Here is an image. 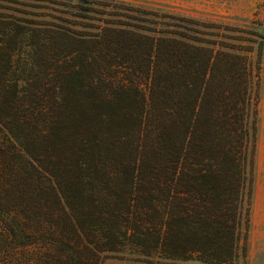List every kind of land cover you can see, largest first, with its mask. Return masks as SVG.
I'll return each mask as SVG.
<instances>
[{
    "label": "trees",
    "instance_id": "trees-1",
    "mask_svg": "<svg viewBox=\"0 0 264 264\" xmlns=\"http://www.w3.org/2000/svg\"><path fill=\"white\" fill-rule=\"evenodd\" d=\"M68 6L36 29L0 18V264L235 262L264 25Z\"/></svg>",
    "mask_w": 264,
    "mask_h": 264
},
{
    "label": "rangeland",
    "instance_id": "rangeland-1",
    "mask_svg": "<svg viewBox=\"0 0 264 264\" xmlns=\"http://www.w3.org/2000/svg\"><path fill=\"white\" fill-rule=\"evenodd\" d=\"M150 7H161L192 15L236 23L235 17L258 20L264 25V0H130ZM71 0H0V15L4 21L16 18L28 28L47 27L63 11H71ZM247 247L231 264H264V59L263 86L259 104V134L256 155V177L251 201ZM117 257V254L112 255ZM110 257L105 264H147ZM120 257V256H119ZM170 264H206L196 260H177ZM230 264V263H229Z\"/></svg>",
    "mask_w": 264,
    "mask_h": 264
}]
</instances>
